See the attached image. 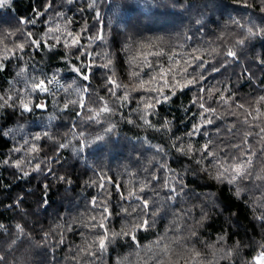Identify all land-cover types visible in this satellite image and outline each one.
<instances>
[{
	"label": "snow or ice",
	"instance_id": "obj_1",
	"mask_svg": "<svg viewBox=\"0 0 264 264\" xmlns=\"http://www.w3.org/2000/svg\"><path fill=\"white\" fill-rule=\"evenodd\" d=\"M74 2L67 0L68 5ZM232 2L255 9V12L247 18L229 15L215 40L204 42L207 47L191 46L189 42L193 36L186 32L183 42L176 45L163 36L140 41L135 47L131 43L125 44L122 51L128 54L127 83L118 74V58L109 48L111 33H105L98 0H88L87 3L97 25L94 33L87 21L76 31L75 21L63 11L56 12L59 22H53L46 13L57 6L54 0H47L33 10L32 17L18 18L16 25L2 34L0 74L12 75L9 69L13 59L17 71L8 89L0 94V112L19 111L23 118L25 113L40 110L48 113V123L42 132L31 134V139L21 136L23 143L10 149V153L23 155L14 157L9 154L6 159H0V166L15 169L21 178L46 172L70 188L72 181L59 175L53 164V161L61 163L60 149L71 147L74 155L87 158L91 149L117 146L120 121L145 133L125 137L134 148L139 145L141 150L136 156L139 166L131 171L127 166L124 169L128 176L126 181L120 183L103 167H94L93 176L85 184L94 188L96 194L87 197L85 212L69 215L67 219L58 218L53 227L43 232L40 241H34L25 226L16 223L15 238L9 244V251L26 237L51 255V261H42L41 264H56V252L66 244L65 233L81 229V243L68 247L64 264H110V261L111 264H264V94L252 99H238L231 84L209 88L204 83L208 79L204 70L210 65L211 72H220L221 68L227 70L229 65L240 63L252 41L264 40V0ZM13 3L14 0H0V9L11 10ZM109 4L114 10L119 8L112 0ZM173 7H179L181 11L189 9L182 0H175ZM79 11L83 13L84 9ZM39 18H44L42 22L49 25L46 30L40 29L37 34L25 27L35 26ZM5 23L11 25L10 21ZM195 23L203 26L202 19ZM230 28L234 30L229 31ZM10 37H15L11 40V47L4 42ZM100 44L103 48L97 51ZM45 47L48 63L59 59L64 61L63 65H57L55 71L51 68L30 71L36 67L33 54L39 55V50ZM255 59L264 72V55ZM217 61L219 66H216ZM98 70H103L100 77L104 82V94L92 86ZM62 73L72 76L67 78ZM254 75L247 66L240 73L249 82H254ZM261 85H264V79L259 81L258 86ZM192 87H198V91L184 111L190 112L191 106H196L198 111L188 117L194 122L187 126V130L182 135L177 134L173 119L161 115L160 109L162 105L172 103L178 93ZM59 92L75 96V99L65 96L61 107L57 103ZM261 92L264 93V87ZM42 93L45 95L41 96ZM49 96L52 97L50 102L47 100ZM209 101L217 103L218 107H213ZM125 108L127 112L122 111ZM57 113L69 117L68 130L60 136L53 131L59 127L53 121L62 118ZM117 116L119 120L115 119ZM77 119L80 124L103 127L89 139L88 133L75 123ZM23 128V124H18L16 128L0 131L3 136L15 139ZM210 128L215 129V135ZM157 134L160 142L153 143ZM44 142H48L55 155L48 156ZM149 150H152L151 154ZM37 159L38 162L33 163ZM182 159L187 163L180 164L179 168L173 167ZM200 174L226 187L235 201L250 208L252 219L261 226L259 239H233L232 234L222 228L213 243L204 240L201 230L208 226L210 211L219 208V197L211 194L198 196L199 204H189L191 189L186 177ZM49 188V184L42 185L40 207L50 206V199L46 198ZM27 195L35 194L29 191L25 196H17L8 207L23 211L21 206ZM220 211L223 214L224 210ZM169 215L171 219L163 232L157 231V225ZM234 219H238L237 214L229 213L226 221L229 227ZM0 230L9 231L4 224H0ZM143 233H155V238L144 244ZM230 239L231 244L228 243ZM197 242L210 251L199 249ZM117 245L127 247L129 251L117 254L112 261L111 253L115 252ZM0 264H9L2 253Z\"/></svg>",
	"mask_w": 264,
	"mask_h": 264
},
{
	"label": "trees",
	"instance_id": "obj_2",
	"mask_svg": "<svg viewBox=\"0 0 264 264\" xmlns=\"http://www.w3.org/2000/svg\"><path fill=\"white\" fill-rule=\"evenodd\" d=\"M46 2L47 0H14L11 10L8 8L0 9V39H2V34L5 31L11 30V27L16 25L18 18L32 17L34 15L33 10L40 8ZM174 2L175 0H112L113 4L119 5V8L114 10L109 4V0H98L105 33H111L108 36V45L110 50L117 55V71L125 83L128 82V64L126 62L128 54L122 51L125 44L131 43L135 47L140 41L163 36L171 44L176 45L183 42V35L186 32L188 35L193 36V40L189 42L191 46L199 44L207 47L204 42L215 40L216 34L228 22L229 15L236 18H247L249 14L255 12V9H247L241 3L234 4L232 0H182V2H186L189 5V9L185 11H181L179 7L174 8ZM87 3L88 0H75L74 4L68 5L67 0H54V5L57 7L49 10L46 16L52 18L53 22H59L56 12L63 11L68 18L75 21L74 28L76 31H79L80 25L87 21L90 30L94 33L97 25L93 19V12L87 8ZM80 8L84 9L83 13L79 11ZM43 19L39 18L35 26L26 25L25 27L39 34L40 29L46 30L49 27L47 23L42 22ZM197 19L203 20V26L195 23ZM5 21H10L11 25L5 23ZM232 30L234 29H229V31ZM12 39H15V37H10L4 42L11 47ZM0 47H2V44H0ZM101 48H103V44H100L97 51L101 50ZM59 50L56 49V51ZM177 50L179 51V49ZM47 52V47H45L43 50H39V55L33 54L35 57L33 63L36 67L30 69V71H36L39 68H44L45 71L51 68L52 71H55L57 65H63L64 61L59 59H54L51 63H48ZM261 55H264V40L252 41L249 49L241 57L240 63L229 65L227 70L221 68L220 72H211V65L206 68L204 74L208 76V79L204 82L205 86L219 88L225 86V84H231L238 99L241 97L252 99L259 94H264L261 92V88L264 85L258 86L259 81L264 79V72L261 71L255 59ZM42 57L43 62L41 61ZM206 59H211V57H206ZM20 63L23 64V61ZM216 66H219L218 61ZM245 66L255 74L254 82H249L240 76ZM9 71L12 75L8 73L0 74V94H3L13 81L17 71L15 59H13ZM101 71L103 70L97 71L92 86L95 91L104 94L102 92L104 82L100 77ZM48 74L51 75V72ZM62 75L67 78L72 76L70 73H62ZM197 91L198 87L185 89L183 93H178L177 97L173 98L172 103L161 106V115L173 119V123L177 125L176 129H174L177 134L182 135L187 130V126L194 122L189 120L188 117L191 116L192 112L198 111L197 107L191 106V111L187 113L184 109L190 105L191 99ZM40 95L44 96L45 94L42 93ZM65 96H68V94L57 93V103L61 107ZM68 98L75 99V96H68ZM47 100L50 102L52 97H47ZM208 103L213 107H218L215 102L209 101ZM49 107L52 108V105L49 104ZM122 111L127 112L128 109L125 108ZM57 114L61 115L62 118L53 121V124L59 125L53 131L57 136H60L68 130L69 117L62 113ZM47 116V112L42 113L40 110L33 114L25 113L23 118L20 117L19 111L15 113L11 110L8 113L0 112V130L7 131L8 129L16 128L18 124L24 125V128L16 135L15 139L12 136H3L2 131H0V159H6L9 154L14 157L22 156L23 153H10V149L23 143L21 136L31 139V134L42 132L48 123ZM115 119L119 120L120 118L117 116ZM75 123L80 125V130L88 133L89 139L103 127L95 124H80L78 119L75 120ZM221 127H223L222 123ZM118 130L119 141L117 146L109 145L108 148L103 150L91 149L87 158L84 155H74L71 147L59 150L62 153L59 157L61 163L53 161L55 171L72 181L70 188L63 182H57L54 176L46 172L44 174L33 173L30 177L21 178V174L15 169L7 165L0 166V224H4L9 229L8 232L0 230V253L6 256L9 264H41L42 261H51L50 254H46L43 249L36 247L26 237L21 242H18L11 251L8 250L9 244L15 238L14 226L16 223L23 224L26 230L31 233L34 241H40L43 232L53 227L58 218L67 219L69 215L76 216L87 210V197L89 194L95 195L96 190L88 188L85 181L93 176L94 167H103L105 172L114 176L118 182L123 183L128 179L127 174L124 173L125 167L127 166L131 171L139 166L136 161V156L141 151L139 145L134 148L133 144L129 143L125 137H133L137 133L143 136L145 133L142 129L125 124L123 121H120ZM209 131L215 135L214 128H210ZM113 139H116V137H113ZM152 142H160L158 134ZM43 146L49 157L55 155L48 147V142H44ZM151 151L149 150V154H151ZM38 159L34 160L33 163L38 162ZM186 163L187 161L182 159L174 163L173 167L179 168L180 164ZM257 166L259 167V158H257ZM117 173L122 175L117 176ZM186 179L191 189L188 197L189 204H199L201 201L197 199L198 196L211 194L219 197V208H213L210 211L208 226L201 230L204 240L208 243H213L222 228L231 233L233 239L260 238L261 226L252 219V211L240 201H235L226 187L215 184L203 174L189 175ZM43 184L50 185L46 193V198L50 199V206L47 207H40L38 204ZM29 191L35 195L26 196L21 206L23 211L21 208L8 207V205L14 203L17 196H25ZM256 194L259 195V193ZM220 209L224 210L223 214H221ZM231 212L236 213L238 219H234L231 222L232 226L229 227L226 221ZM170 219V215L162 219L157 225V231L163 232ZM80 231L82 230L78 229L75 232L65 233L66 244L57 250L55 254L56 264H64V256L68 251V247L81 243ZM154 238L155 233H143L142 243L146 244ZM228 243L231 244L232 239ZM197 247L205 252L210 251L199 242H197ZM128 251L127 247L117 245L115 252L111 253V260L114 261L117 254H126Z\"/></svg>",
	"mask_w": 264,
	"mask_h": 264
}]
</instances>
